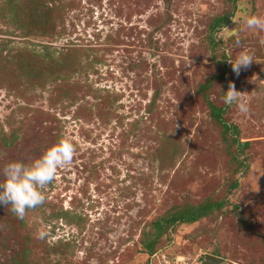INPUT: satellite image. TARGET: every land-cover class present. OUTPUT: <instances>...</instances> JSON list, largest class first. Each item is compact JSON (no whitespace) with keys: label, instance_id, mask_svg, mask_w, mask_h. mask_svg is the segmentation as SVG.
<instances>
[{"label":"rangeland","instance_id":"obj_1","mask_svg":"<svg viewBox=\"0 0 264 264\" xmlns=\"http://www.w3.org/2000/svg\"><path fill=\"white\" fill-rule=\"evenodd\" d=\"M223 15L229 31H211ZM252 15L264 0H0V182L61 138L77 148L47 206L21 220L0 205V264L19 259L24 235L25 264H264V31L247 28ZM245 50L254 61L237 77L229 61ZM229 82L247 114L223 102ZM217 203L146 253L157 219Z\"/></svg>","mask_w":264,"mask_h":264},{"label":"clouds","instance_id":"obj_2","mask_svg":"<svg viewBox=\"0 0 264 264\" xmlns=\"http://www.w3.org/2000/svg\"><path fill=\"white\" fill-rule=\"evenodd\" d=\"M246 26L248 29L264 31V17L252 15L247 18ZM223 30L229 31L226 26ZM260 43L264 45V40ZM236 44L240 46L241 42L237 40ZM253 61V55L245 50L240 52L234 62H229L238 77L241 69L249 68ZM246 95L247 93L236 90L234 83L229 82L223 102L226 105L235 103L241 113L247 114L249 108L244 100ZM76 152L77 148L71 140L61 138L31 165L21 162L7 164L3 169L4 179L0 182V205L6 208L10 205L11 211L17 218L23 220L27 210L35 209L45 203L46 188L55 180L58 169L66 168L74 162ZM44 236L45 233L41 231L37 238L43 239Z\"/></svg>","mask_w":264,"mask_h":264},{"label":"trees","instance_id":"obj_3","mask_svg":"<svg viewBox=\"0 0 264 264\" xmlns=\"http://www.w3.org/2000/svg\"><path fill=\"white\" fill-rule=\"evenodd\" d=\"M230 1L235 4L240 0H230ZM13 16H15V14H13ZM228 22H229L228 15L216 17L212 20V22L210 24V30L213 32L217 31L218 29L226 26L228 24ZM1 42L2 43L0 45H2L3 47L8 46L6 41H1ZM85 45H87V44H83L80 46H85ZM22 76H27V75L22 72ZM223 110H224V108H215L214 106L210 105L211 115L218 121H220V115H221V112ZM224 129H226V130L232 129L233 132L236 131V127H228L227 125L224 126ZM233 186H235V184ZM47 205L48 204L45 201V203L42 206H38L37 209H41L43 206H47ZM221 205H222L221 203H217L215 205L203 204V205H199V206L187 205L181 209L178 208L175 211H172L171 213L157 219L152 224L153 233H151V234L147 233L145 239L143 240L144 241L143 244H144V248H145L146 253L148 255H152L154 253V248H155L156 244L158 243L159 239L164 234L165 230L168 229L173 224H176V223H181V224L194 223V222L200 220L201 218L207 216L208 214H210L213 211V208L220 207ZM6 210H8V209H6ZM30 210H33V209H30ZM9 211H10V212H8L9 216L15 215L11 210H9ZM57 215H58L59 219L63 218V219H65V221H68V222H71V220H73L76 225H80L84 221V219L82 217H80L79 215H77L74 212L68 211V209L62 208L57 213ZM15 217H17V216L15 215ZM9 218H11V217H9ZM22 223H24V222H22ZM149 238H151V239H149ZM23 241L24 242L20 244L18 249H16L17 251L15 249L13 250V252L18 255L19 259L15 258L11 264H25L24 259L27 257V255L29 253V249H28V246H26V243L31 242V241H30V239L29 240L27 239V235H24Z\"/></svg>","mask_w":264,"mask_h":264},{"label":"water","instance_id":"obj_4","mask_svg":"<svg viewBox=\"0 0 264 264\" xmlns=\"http://www.w3.org/2000/svg\"><path fill=\"white\" fill-rule=\"evenodd\" d=\"M224 259L211 254H205L201 264H222Z\"/></svg>","mask_w":264,"mask_h":264}]
</instances>
